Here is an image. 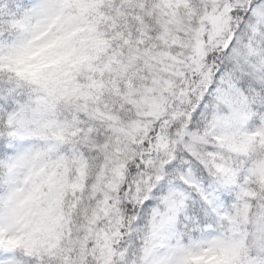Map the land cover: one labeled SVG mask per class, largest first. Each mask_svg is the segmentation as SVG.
Masks as SVG:
<instances>
[{"label":"snow or ice","instance_id":"6c2138e0","mask_svg":"<svg viewBox=\"0 0 264 264\" xmlns=\"http://www.w3.org/2000/svg\"><path fill=\"white\" fill-rule=\"evenodd\" d=\"M0 264H264V0H0Z\"/></svg>","mask_w":264,"mask_h":264},{"label":"clouds","instance_id":"9594fccd","mask_svg":"<svg viewBox=\"0 0 264 264\" xmlns=\"http://www.w3.org/2000/svg\"><path fill=\"white\" fill-rule=\"evenodd\" d=\"M241 44L247 43L246 34L240 37ZM43 39H38L36 41L35 49L28 54L30 59L27 63L30 65L39 66L42 62L47 63L50 66L57 60L55 55L59 49L56 48H43ZM51 70V67L50 69ZM42 161L40 160H29L24 167L19 170L20 183L18 187L21 189L18 194L19 200L23 201V205L20 209L18 218L12 223L14 229H19L22 231H28L33 227H41L48 223L49 218L42 215V211L48 208V200L41 193H47L48 188L44 186L40 189V192L33 191L34 185L41 184L43 179L42 175H36L35 173L39 171ZM29 169L33 171V175L27 181L24 177L27 175ZM51 169L45 168V173L49 172ZM59 171V169H57ZM55 212H52L54 215Z\"/></svg>","mask_w":264,"mask_h":264}]
</instances>
